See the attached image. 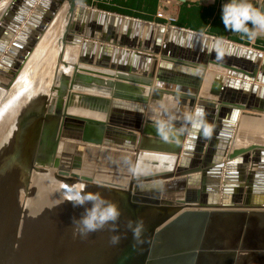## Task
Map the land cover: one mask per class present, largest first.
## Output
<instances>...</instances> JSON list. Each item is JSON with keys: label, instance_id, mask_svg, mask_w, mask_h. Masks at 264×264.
<instances>
[{"label": "water", "instance_id": "obj_1", "mask_svg": "<svg viewBox=\"0 0 264 264\" xmlns=\"http://www.w3.org/2000/svg\"><path fill=\"white\" fill-rule=\"evenodd\" d=\"M34 2L14 0L0 21V264L264 258V142L234 147L238 126L264 125V53L78 0ZM61 10L52 78L9 111Z\"/></svg>", "mask_w": 264, "mask_h": 264}, {"label": "crops", "instance_id": "obj_2", "mask_svg": "<svg viewBox=\"0 0 264 264\" xmlns=\"http://www.w3.org/2000/svg\"><path fill=\"white\" fill-rule=\"evenodd\" d=\"M128 1L110 0V4L105 7L112 8V13L122 11L127 14L123 16L135 18L147 14L152 0H137V7L125 6L124 3ZM99 5L103 6L98 3L96 7ZM161 5L165 6V14L175 19L172 24L175 28L196 32L189 28L201 27L202 32L197 33L264 53V0H155L154 14H147L151 15L155 23H163V20L155 17V12ZM196 8L199 10L196 11Z\"/></svg>", "mask_w": 264, "mask_h": 264}, {"label": "bare ground", "instance_id": "obj_3", "mask_svg": "<svg viewBox=\"0 0 264 264\" xmlns=\"http://www.w3.org/2000/svg\"><path fill=\"white\" fill-rule=\"evenodd\" d=\"M14 0H2V3L0 4V12L2 13V10H4V8L6 7V5L8 4H10V3H12ZM44 0H36V2H34L35 4H34V6L31 8V11H33V9L35 8V6L38 4V3H40V2H43ZM1 2V1H0ZM49 4V2H47V5ZM64 9V8H63ZM82 9H84V8H82ZM61 12H64L63 10H61L57 15H56V18L54 19V21L52 22V24H51V26H50V28H49V31L48 32H46V34L43 36V40H41V44L39 43L38 44V46H37V50H39L44 44H46L45 43V41H47V40H49L48 42H50L51 44H53V45H51V46H55V48H54V50H53V52H52V55H51V57L53 56V54H54V51H55V53H56V49H57V47L59 48V45H57L58 43H57V38H58V34H56V32H60V25H62L63 24V20L61 19H59V15L61 14ZM4 13V12H3ZM3 13H2V15H1V17L3 16ZM63 14V13H62ZM0 17V21L2 22V20H3V18H1ZM53 25V26H52ZM53 33H54V35L56 36L55 38H53ZM11 43V42H10ZM8 47L9 46H6V50H8ZM50 49H51V47H49ZM69 49V48H68ZM75 49V48H74ZM42 53H43V55L42 54H40V53H37V51H36V53L35 54H37L36 55V57L38 56V58H35V59H37L35 62H33L34 60L31 58V59H29L28 60V62L26 63V65H25V69L23 68V70H22V72L20 73V76H18V78H17V82L18 83H20V88H19V90H18V93H17V95H13V98L12 99H10V101L8 102L9 104L6 106V107H9L8 108V110L9 111H12V110H15V108H17V106H19V102H18V98H17V100H16V97L20 94V93H25L24 94V96L21 98V100H20V102L22 103L23 101H26L27 99H32L33 100V98L34 97H38V94H40L41 92H43L44 90H45V88H46V83H44V81L45 80H43V81H40L39 80V77L41 78L42 76H44V73H42V69L43 68H50V67H44V62L42 63V61H44V55H45V52L47 51L46 49H44L43 47H42ZM57 51H59L58 49H57ZM50 53V52H49ZM64 58H66V54H64ZM51 60V59H50ZM67 60V59H66ZM29 64V65H28ZM30 65H32L35 69L34 70H32V69H30L29 67H30ZM53 65H54V63H53ZM27 71V72H26ZM33 71V73H31ZM54 71V70H53ZM28 73H30L31 74V76H32V79L30 78V77H28ZM45 77V76H44ZM46 78L48 79V81H49V78H48V76H46ZM46 78H44V79H46ZM20 81V82H19ZM31 82H33V86H31ZM37 82V83H36ZM46 82V81H45ZM30 87H32V88H30ZM35 95V96H34ZM5 107V108H6ZM4 109V108H3ZM10 114H11V112H9ZM8 113V114H9ZM252 124H254L253 126H252ZM259 125H262V124H260V123H258V125H256V123L255 122H245L244 123V127L245 128H238L237 127V131H236V135L238 134L239 136H240V130L242 131V132H244V133H248L247 135H246V137L244 138L245 140H248V139H250L251 138V140H255L256 138H257V140H259V141H263L264 142V127H261V126H259ZM240 129V130H239ZM252 129V130H251ZM250 135V136H249ZM252 135H255V137L254 136H252ZM241 139H235V142H234V147H241V145H243V144H246V141L245 142H243L242 143V141H240ZM69 198H71V197H69ZM51 200V201H50ZM60 201L61 200H59L58 201V198L56 199V200H52V199H48L47 201H46V204H47V207L49 208L50 207V205H53V209H52V211L50 212V217H49V219H50V221H51V218H52V216L54 217V218H56V217H58V216H56L55 214H57V211L60 209V206H59V203H60ZM72 203V202H71ZM51 210V209H50ZM30 216H31V218L32 219H35V217H36V214H32V213H30ZM30 218V217H29ZM30 218V219H31ZM80 220V219H79ZM34 221V220H33ZM49 221V220H48ZM32 223V222H31ZM31 223H30V225H31ZM50 224V223H49ZM263 224V222L261 223V225ZM264 225V224H263ZM68 226L71 228V230H72V227H74V225H73V223H72V221H70L69 223H68ZM27 227H29V226H27ZM31 229H32V227H31ZM76 229V228H75ZM76 233H75V232ZM79 231V232H78ZM81 231H80V229H77V230H72L71 232H70V234H71V236L72 237H76V239H79V237H81V233H80ZM82 254V253H81ZM83 255V254H82ZM250 259V261H248V260H246L245 262L244 261H240L239 260V262H238V264H264V258L262 257V256H253V257H251V258H249Z\"/></svg>", "mask_w": 264, "mask_h": 264}, {"label": "rangeland", "instance_id": "obj_4", "mask_svg": "<svg viewBox=\"0 0 264 264\" xmlns=\"http://www.w3.org/2000/svg\"><path fill=\"white\" fill-rule=\"evenodd\" d=\"M1 2H0V4L2 3V0H0ZM9 5L7 4L6 5V7L4 8V10H2V13L5 11V9L8 7ZM88 7H90L89 5H88ZM2 13L0 12V17H1V15H2ZM61 13H63V12H61ZM56 18V17H55ZM152 22H154V21H152ZM155 23V22H154ZM53 26V25H52ZM61 26V25H60ZM56 34H59V32H56ZM58 37H59V35H57ZM43 40V39H42ZM44 41V40H43ZM42 41V42H43ZM49 40H47V41H45V43L46 44H44L42 47L44 48V49H46L47 51L45 52V55H44V61H42V63L44 62V67H50V68H43L42 69V73H44V76H42L41 78L39 77V80L40 81H43V80H45L46 82L48 81V79L46 78V76H48V78L50 79V78H52V75H53V73H54V71H55V68L57 67V64L55 63V57L57 56V54H58V52L59 51H57V49L59 50V48L57 47V49H56V53H55V51H54V54H53V56L51 57V55H52V52H53V50H54V48H55V46H51V45H53V44H51L50 42H48ZM41 41H40V44L42 43ZM58 45V44H57ZM248 46V45H247ZM42 47L39 49V50H37V48L35 49V51L33 52V54L31 55V57H30V59L32 58L33 60L35 59V58H38V56L36 57V55L37 54H35L36 53V51H37V53H40V54H42L43 55V53H42ZM49 47H51V49L49 48ZM50 52V53H49ZM65 54H66V58L65 59H67V57H69V55H75L76 54V51H75V49L74 48H69V49H66V52H65ZM51 59V60H50ZM37 59H35L33 62H35ZM53 63H54V65H53ZM29 65V64H28ZM30 69H32V70H34L35 68L32 66V65H30V67H29ZM25 69V68H24ZM54 70V71H53ZM27 72V71H26ZM31 73H33V71L31 72ZM28 77H30L31 79H32V76H31V74L30 73H28ZM44 78H46V79H44ZM44 81V83H46ZM37 83V82H36ZM33 84V82H31V85ZM33 86V85H32ZM9 108V107H8ZM254 124H252V126H253ZM259 126H261V127H264V125L262 124V125H259ZM242 128H245L244 126L242 127ZM252 130V129H251ZM249 133V132H248ZM248 133H244V132H242L241 130H240V135L242 134L243 136H241V138H243L242 140H245L244 138L246 137V135L248 134ZM245 141H247V140H245ZM244 141V142H245ZM55 196V195H54ZM57 196V195H56ZM57 199V198H56ZM55 198H54V200H56ZM54 205V204H53ZM53 205H52V207H51V210H50V212L52 211V209H53ZM49 212V213H50ZM31 213L32 214H35L34 213V211H31ZM49 220V221H48ZM49 222H50V219H49V217H48V219L46 220V221H44V223L45 224H49ZM75 232V231H74ZM77 232V231H76ZM75 232V233H76ZM79 232V231H78ZM83 255H82V254ZM85 253H86V250L85 249H83V248H80V251H79V254H80V256L81 257H83L84 255H85Z\"/></svg>", "mask_w": 264, "mask_h": 264}, {"label": "trees", "instance_id": "obj_5", "mask_svg": "<svg viewBox=\"0 0 264 264\" xmlns=\"http://www.w3.org/2000/svg\"><path fill=\"white\" fill-rule=\"evenodd\" d=\"M80 3H82V4H84V5H86V6H91V0H78ZM128 1V0H127ZM136 2H137V0H129L128 2H126V3H124L125 4V6H128V5H132L133 7H137L138 5H136ZM137 4H138V2H137ZM150 7L148 8V11L146 12L147 14H154V11H155V0H152L151 1V4L149 5ZM97 9H99V10H102V11H106V12H111L112 13V11H110V9H112V8H109V7H105L104 5L102 6V5H99V6H97L96 7ZM199 9H197L196 8V11H198ZM114 13H116V14H124L122 11H113ZM139 15V16H136L135 18H139V19H141V20H143V21H148V22H152L153 21V19H152V17H151V15L149 16V15ZM124 15H127V14H124ZM156 23H162L161 21H156ZM178 26H181V25H178ZM192 27H194V26H192ZM189 27H187V29H188ZM200 28L201 27H195V29H191V28H189L190 30H193V31H196V32H202L201 30H200ZM202 28H204V25L202 26Z\"/></svg>", "mask_w": 264, "mask_h": 264}, {"label": "built area", "instance_id": "obj_6", "mask_svg": "<svg viewBox=\"0 0 264 264\" xmlns=\"http://www.w3.org/2000/svg\"><path fill=\"white\" fill-rule=\"evenodd\" d=\"M91 3L93 5L90 6V8L94 9V10H99L96 8V5L98 3L100 4H103L104 6L105 5H108L110 4V0H92ZM165 6H159L157 11L155 12V17L156 19H161L163 20V23H153V24H158L160 26H164V27H175L173 26L172 24L175 22V19L173 17H170L167 13L165 14ZM99 11H102V10H99ZM103 12H106V11H103ZM110 13V12H108Z\"/></svg>", "mask_w": 264, "mask_h": 264}, {"label": "flooded vegetation", "instance_id": "obj_7", "mask_svg": "<svg viewBox=\"0 0 264 264\" xmlns=\"http://www.w3.org/2000/svg\"><path fill=\"white\" fill-rule=\"evenodd\" d=\"M86 194H87V198L85 197V200H88V201H87V202L89 203L88 208H92V207H91V200H92V198H93L92 196H93L94 194H92L91 192H88V193L86 192V193H83L82 196H86ZM80 196H81V195H80ZM82 196H81V197H82ZM88 197H89V198H88ZM88 208L86 207L85 209H88Z\"/></svg>", "mask_w": 264, "mask_h": 264}]
</instances>
